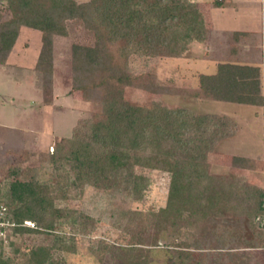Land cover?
Here are the masks:
<instances>
[{"label": "trees", "instance_id": "1", "mask_svg": "<svg viewBox=\"0 0 264 264\" xmlns=\"http://www.w3.org/2000/svg\"><path fill=\"white\" fill-rule=\"evenodd\" d=\"M220 6L222 0H212ZM11 16L0 20V64L6 62L24 25L42 32V44L34 65L39 76L42 102H53V36L66 35L67 20L78 19L94 36L91 45L75 44L71 48V90H80L82 99H98L101 109L93 115L77 119L68 136L54 139L53 162L65 161L74 171L69 182L76 187L92 185L99 189L113 187L118 177L126 175V185L135 198L146 178L134 173V166L156 168L169 172L167 206L152 212L153 231L148 235L156 244L161 232L173 228L178 240L165 242L174 248L176 256L168 264H184L192 253L201 248L198 233L209 232L216 248H228L245 243L248 247L264 246V231L256 229L252 239L245 237L216 218L225 215L220 208L229 198L246 196L254 199L249 218L264 217V189L248 184L239 186L227 176L208 173V154L219 141L237 132L236 121L226 115L198 112L189 107L165 105L134 106L115 102L112 94L117 86L160 87L151 72H133L130 58L185 57L192 42H206L209 26L197 0H8ZM1 16V15H0ZM197 97L237 103L262 104L259 69L253 66L221 63L215 74H198ZM27 155L44 156L36 150ZM21 156L26 150H20ZM249 158L232 156L234 166L252 164ZM124 174V172H128ZM21 172L17 164L14 174ZM123 173V174H122ZM69 178L57 179L51 186L34 177L10 181L6 204L17 232H51L61 220L71 222L73 231L87 233L94 228L88 214H75L56 200L67 198L62 189ZM139 213L133 212L132 216ZM130 220L131 215H125ZM140 218H138L139 221ZM192 229L188 234L179 230V221ZM34 222L36 228L22 225ZM259 222V221H258ZM21 224V225H20ZM146 227L145 225H143ZM132 234L133 243H142L145 228ZM255 227V226H254ZM195 231L193 232V230ZM227 229H231L226 233ZM186 235V236H185ZM175 236V237H176ZM68 237L53 234L52 241L38 244L0 264H63L54 251H75Z\"/></svg>", "mask_w": 264, "mask_h": 264}, {"label": "rangeland", "instance_id": "2", "mask_svg": "<svg viewBox=\"0 0 264 264\" xmlns=\"http://www.w3.org/2000/svg\"><path fill=\"white\" fill-rule=\"evenodd\" d=\"M75 1L80 3L87 0ZM197 1L202 6L208 26L213 28L214 20L219 18L220 11L213 8L210 3L212 0ZM246 1L245 4L240 2L235 7L239 11L238 14L247 13V11L250 13V25L257 29L260 36L262 28L259 29V26L261 24L264 26V18H261V14L264 16V0ZM226 12L227 10L224 9L222 14ZM0 15V20L11 16L8 0H0ZM66 27V35L53 36L52 66L56 101L51 107L42 105V94L38 85L39 76L32 68L42 44L40 30L20 26L9 65H0V101L1 98H6L4 105L0 103L1 259L6 261L32 246L50 243L53 234H59L68 237L76 247L72 252L54 251L55 257L61 258L63 264H168V258L176 253L173 252L175 249H169L165 242L178 240L174 229L171 227L161 232L154 245L151 244L148 235L154 228L152 212H158L167 206L169 172L134 166L132 171L146 178V184L143 185L139 193L140 198L137 199L125 183L126 175L119 176L118 182L107 189H99L92 185L76 187L69 183L74 178V171L70 164L62 160L53 162L47 156L52 153L51 145L56 137L68 136L77 119L89 117L101 109L98 99L84 100L80 90H71L72 45H91L94 42V36L78 19L67 20ZM211 50L206 58L202 56L201 47L187 52L188 57L182 59L165 56L145 59L134 56L130 58L132 71L153 73L160 89L156 90L154 87L147 86H117L112 98L117 103L134 106L158 104L166 107L184 106L198 112L233 115L232 109L236 105L200 99L196 95L197 72H209L208 61L213 57ZM237 117L236 121L242 129L237 137L239 138L237 143L246 142L256 155L257 161H261L264 153V131L260 123L262 118H257L260 120V127L258 120L255 119L252 126L253 132L250 129L245 132L247 127L251 126L248 122L246 126L243 124L241 115ZM52 125L53 132L49 130ZM233 142H236L234 138L224 141L217 151L214 149L215 151L208 154V173L233 178L241 187L248 184L257 185L252 182L248 171L245 172L247 176L242 177L235 172L228 173L225 167H218L220 163L226 161L225 146L228 151H231ZM23 149L26 153L21 156L19 152ZM27 150L40 151L44 153V156L30 157L27 155ZM17 164L21 172L14 174L13 168ZM253 167V164H248L242 168L253 169ZM32 177L49 184L51 188L57 184V179L69 178L68 184L62 188L64 191L70 189L67 191V198L56 200V204L68 208L75 214H88L94 220V228L83 234L73 231L71 222L61 220L51 232H17L14 227L19 224L12 220L11 209L6 204L10 181L14 178L30 179ZM227 201L228 204H236V207L223 205L220 211L225 215L216 218L219 223L228 224L231 229H237L246 240L256 236V229L264 231V217L262 219L248 217L254 207L253 198L238 196L234 199L229 198ZM136 211L139 213L132 216V213ZM128 214L131 215L130 220L125 217ZM138 218H140L139 221ZM184 222L183 219L179 221V230L187 234L189 230L192 232V229L185 226ZM127 223L132 231L145 228V231H142V243H133L132 234L125 229ZM22 225L36 228L34 222L30 220H23ZM231 229H227L226 233H229ZM197 231L196 236L203 243L200 245L201 248L189 249L192 254L184 258V264H264V256H261L257 250L259 247H248L241 242L231 244L228 248H216L213 247L215 238L213 237V243H211L209 232L198 233Z\"/></svg>", "mask_w": 264, "mask_h": 264}, {"label": "crops", "instance_id": "3", "mask_svg": "<svg viewBox=\"0 0 264 264\" xmlns=\"http://www.w3.org/2000/svg\"><path fill=\"white\" fill-rule=\"evenodd\" d=\"M223 3L220 6L212 5L213 8L218 9L220 13H218L219 18L214 20L213 28L209 27V36L206 42H192L189 45V51L196 50L199 47L203 50V55L205 58L209 54V51H213V57L209 59L208 66H209V72H197V76L200 73L203 74H215L218 68V65L221 63H232V64H239V65H247V66H253L257 67L259 69V79H260V93L263 97V103L262 104H249V103H237V102H231V101H221L216 99H207V100H213V101H219L223 103H231L232 105H236L232 111L234 112L233 115H229L227 113H216V114H223L226 116H229L233 118L235 121L238 120L237 116L241 115L243 124L246 126L247 122L249 126H253L255 119L258 117L262 118V131H264V26L261 24L259 26V29L262 28V32L259 36L257 29H254V26L250 25V13L247 11V13H239L238 9L235 7L237 4H240V2H244L245 4L246 0H222ZM224 9L227 10L225 14ZM225 15V16H224ZM261 18H264V16L261 14ZM261 20V19H260ZM261 23V22H260ZM260 32V31H259ZM14 47L12 48L7 60L5 63L0 65H9L11 61L12 54L14 53ZM185 57H188L185 56ZM184 57H179V59H182ZM35 61L33 63L32 68H34ZM35 72V70H33ZM36 73V72H35ZM54 79V75H53ZM54 83V82H53ZM6 98H1L0 103L4 105ZM56 101V95L54 93V84H53V102L51 104H44L42 102V105L44 107L48 106L51 107ZM230 104V105H231ZM214 113V112H213ZM232 114V113H230ZM260 114V115H259ZM258 124L260 127L259 119ZM237 123V121H236ZM1 125V124H0ZM52 127V128H51ZM49 129L51 132H53V125ZM237 132L229 136L225 139H222L218 142V144L215 147V150L217 151L220 146L223 144L224 141L233 139L236 141L233 146L232 150L228 151L227 147L224 154H227L226 161H224L226 164L220 163L218 165L225 167L228 170V173H238L242 177H246V171L249 172V177H251L252 182L256 183L257 185L263 187L264 189V153L261 161H257L256 155L252 152L250 147L244 142L243 144L237 143V138L241 134V127L239 123H237ZM247 127V131L250 129L251 132H253L254 128ZM71 132V131H70ZM60 137V136H58ZM57 138V137H56ZM50 139V138H49ZM242 139V138H241ZM54 141V140H53ZM50 142H52L50 140ZM237 144L239 148L237 147ZM223 147V146H222ZM214 150V151H215ZM223 150V149H222ZM242 156L249 158L253 164V169L251 168H242V166H234L230 163L232 156ZM218 163V161H217ZM214 164V162H213ZM214 166V165H213ZM242 171V173H240ZM247 172V173H248ZM252 172V173H251ZM261 256H264V246L259 247L257 249Z\"/></svg>", "mask_w": 264, "mask_h": 264}]
</instances>
